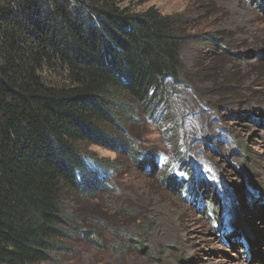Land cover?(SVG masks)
Here are the masks:
<instances>
[{
	"label": "trees",
	"instance_id": "trees-1",
	"mask_svg": "<svg viewBox=\"0 0 264 264\" xmlns=\"http://www.w3.org/2000/svg\"><path fill=\"white\" fill-rule=\"evenodd\" d=\"M254 1L264 16V0ZM190 26L180 14L132 0H0V264L57 263L78 238L122 255L149 252L142 243L147 220L138 239L125 236L114 247L84 224L87 216H132L119 209L109 217L100 204L87 208L123 164L88 153L90 146L125 157L181 198L218 202L178 138L175 103L180 90L195 94L196 80L229 94L220 89L240 74L228 72L224 83L212 67L233 55L218 32L206 34L214 53L198 78L188 74L180 49L195 37ZM137 114L171 134L170 157L136 144Z\"/></svg>",
	"mask_w": 264,
	"mask_h": 264
},
{
	"label": "rangeland",
	"instance_id": "rangeland-1",
	"mask_svg": "<svg viewBox=\"0 0 264 264\" xmlns=\"http://www.w3.org/2000/svg\"><path fill=\"white\" fill-rule=\"evenodd\" d=\"M132 1L138 8L153 6L162 14H180L191 21L188 32L195 37L182 45L180 53L195 80L202 62L214 53L206 34L227 36L224 40L233 55L212 67H219L224 83L228 72L240 74L233 84L220 89L229 94L213 93L210 80H196L195 94L180 90L175 103L178 138L185 143L189 160L210 181L208 193L219 195L218 202L211 199L205 206L181 198L154 177L136 171L125 157L90 146L88 153L123 164L111 170L109 189L90 199L87 208L94 210L100 204L109 217L119 209L132 216L103 222L87 216L84 224L95 226L98 238L113 246L125 236L138 239L139 225L147 220L142 243L149 252L126 249L122 255L78 238L73 250L57 263L43 264H264V16L254 0ZM137 118L141 124L136 144L170 157L173 148L167 137L171 134L164 137L156 124L145 122L139 114ZM169 125L165 132L175 129ZM66 204L69 210L74 207L71 201ZM241 225L257 231L254 239L246 240L256 254L252 262L246 246L232 243L239 236L234 227ZM259 241L262 245L256 248Z\"/></svg>",
	"mask_w": 264,
	"mask_h": 264
},
{
	"label": "bare ground",
	"instance_id": "bare-ground-1",
	"mask_svg": "<svg viewBox=\"0 0 264 264\" xmlns=\"http://www.w3.org/2000/svg\"><path fill=\"white\" fill-rule=\"evenodd\" d=\"M240 211V210H239ZM241 212V211H240ZM238 215V214H237ZM259 223H260V216H258V220ZM189 222V221H188ZM237 222V221H236ZM264 224V223H263ZM234 231H236V235H239L238 238L236 240H234L232 243H239L242 244L243 246H246L247 247V242L246 240L248 239H254L255 238V234L257 233V231H253V229H249L248 228L246 229L245 226L241 225V226H235L234 227ZM248 237V238H247ZM229 238V237H228ZM241 240V241H240ZM243 240V241H242ZM229 242H230V239H229ZM261 241H259L257 243V245L255 246L256 248H259L258 246H261L262 243H260ZM248 247H247V253H248V258L247 259H250L249 261L252 262L253 261V257L256 256V254H254V252H251V250H253L251 247H250V243H248ZM231 248V247H230ZM234 248V247H233ZM248 248L250 250H248ZM259 250V249H258ZM256 261V259H255ZM223 262V261H222ZM254 263V262H253ZM256 263V262H255ZM233 264V263H232Z\"/></svg>",
	"mask_w": 264,
	"mask_h": 264
}]
</instances>
